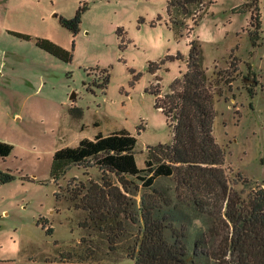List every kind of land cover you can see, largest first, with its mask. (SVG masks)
Listing matches in <instances>:
<instances>
[{
    "label": "rangeland",
    "instance_id": "1",
    "mask_svg": "<svg viewBox=\"0 0 264 264\" xmlns=\"http://www.w3.org/2000/svg\"><path fill=\"white\" fill-rule=\"evenodd\" d=\"M257 1L262 31L255 46L249 34L255 0H207L193 30L172 26L168 0H0V141L13 145L0 156V170L14 174L0 184V264H134L123 255L79 260L83 244L105 252V236L93 229L81 202L91 183L104 182L103 172L89 159L55 181L53 154L100 132L126 129L136 136L137 163L145 167L148 146L173 141L152 91L158 85L168 91L187 71L194 40L213 82V134L226 152L229 183L242 196L264 187V0ZM79 9L75 32L61 17L72 19ZM36 38L71 51L72 60L40 48ZM128 181L140 200L142 184Z\"/></svg>",
    "mask_w": 264,
    "mask_h": 264
},
{
    "label": "trees",
    "instance_id": "2",
    "mask_svg": "<svg viewBox=\"0 0 264 264\" xmlns=\"http://www.w3.org/2000/svg\"><path fill=\"white\" fill-rule=\"evenodd\" d=\"M257 3L249 31L255 46L262 31ZM207 7V0H168L169 21L176 29L193 30ZM81 15L79 9L74 18L61 17V22L77 32ZM36 44L63 61L73 58L71 51L49 39L36 38ZM203 60L200 41H192L187 71L168 91L159 85L152 91L173 129V141L148 146L145 167L137 163V138L126 129L100 132L54 152L55 181L69 166L89 159L103 172L104 182L91 183L81 202L93 229L105 236V252L98 255L96 246L83 244L80 261H116L123 255L134 264H264V187L251 188L242 196L243 191L229 183L223 167L226 152L213 134L215 91ZM156 69L150 65L152 72ZM105 71L107 87L110 73ZM12 149L13 145L0 141V156H8ZM129 177L142 184L140 200L139 193L130 190ZM13 179L14 174L0 170V184ZM169 180L175 183L167 185ZM245 184L250 186L248 181Z\"/></svg>",
    "mask_w": 264,
    "mask_h": 264
},
{
    "label": "water",
    "instance_id": "3",
    "mask_svg": "<svg viewBox=\"0 0 264 264\" xmlns=\"http://www.w3.org/2000/svg\"><path fill=\"white\" fill-rule=\"evenodd\" d=\"M74 96H76V95H74Z\"/></svg>",
    "mask_w": 264,
    "mask_h": 264
},
{
    "label": "crops",
    "instance_id": "4",
    "mask_svg": "<svg viewBox=\"0 0 264 264\" xmlns=\"http://www.w3.org/2000/svg\"><path fill=\"white\" fill-rule=\"evenodd\" d=\"M18 116V115H17Z\"/></svg>",
    "mask_w": 264,
    "mask_h": 264
}]
</instances>
